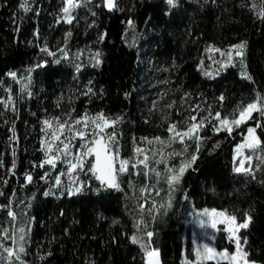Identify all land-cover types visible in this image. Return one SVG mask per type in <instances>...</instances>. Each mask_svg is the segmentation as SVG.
<instances>
[{
  "label": "trees",
  "instance_id": "16d2710c",
  "mask_svg": "<svg viewBox=\"0 0 264 264\" xmlns=\"http://www.w3.org/2000/svg\"><path fill=\"white\" fill-rule=\"evenodd\" d=\"M22 2L0 0V224L10 234L24 221L25 252L17 264H144L145 244L159 249L160 264H183L184 253L191 254L180 208L191 207L226 211L237 222L249 213L252 222L239 235L242 241L247 238L243 245L249 258L264 264V162L245 173L234 170L233 159L249 126L256 127L264 148L259 112L231 135L214 132L213 123H206L198 153L195 140L166 148L168 158L190 160L196 154L198 159L173 186L176 205L157 216L147 210L150 202L142 189L148 179L142 167L136 174L120 175L119 189L87 173V184L70 196L63 184L56 195L47 192L60 164L39 166L44 159L42 120L52 112L67 120L83 113L119 117L109 131L132 162L131 151L142 137H166L169 124H179L185 96L201 104V114L208 110L222 117L251 103L264 90V0H177L174 7L166 0H117L111 13L103 0H82L70 23L61 20L64 0H27V11ZM242 42L251 79L242 77L237 65L214 76L199 65L208 46L224 49ZM88 50L100 53L98 65L87 58ZM145 54L164 76V97L154 108L141 92ZM10 72L29 78L13 108L5 101L7 91L16 87ZM159 182L165 187L164 176ZM146 232L154 233L150 243ZM133 236L137 241L143 237L144 245L133 243ZM213 243L229 252L236 247L222 226Z\"/></svg>",
  "mask_w": 264,
  "mask_h": 264
},
{
  "label": "rangeland",
  "instance_id": "374dc122",
  "mask_svg": "<svg viewBox=\"0 0 264 264\" xmlns=\"http://www.w3.org/2000/svg\"><path fill=\"white\" fill-rule=\"evenodd\" d=\"M78 7L70 11V15L72 16V19H73V11H75ZM61 20L66 23H69L67 22V18L64 16L63 12H62ZM210 46H212L213 48L220 49V52L205 50V55L199 58L198 63L200 66L203 65V70L205 71L206 74L210 76H214V75L219 74L221 70H223L229 65H237L240 68L239 70L240 75L242 77H245L242 74L246 71L245 63H244V55L241 58V57H236L233 53L231 63H229V58L227 56V50L231 48V46L224 48V49L214 46V45H210ZM208 48L209 46L207 47V49ZM143 50H146V48L144 49L143 47ZM221 52H224L225 55L222 56ZM94 57H95V53H93L91 50H88L87 58L95 59ZM222 63L227 66L221 67ZM140 64L143 69L141 73L142 97L145 101H149L150 106L154 108L157 105L156 103L159 102L162 97H164V93H165L162 87L163 82H164V79H163L164 76L162 75V67L158 68L157 66H155L147 54L142 56V58L140 59ZM12 78L14 79V82L16 83V87L14 89H9L7 91L5 101H6V105L8 108H13L14 103L16 102L18 98L17 97L19 95L18 93L26 90L27 85L29 83V80H28L29 78L25 75H21V76L16 75L15 77H12ZM260 95L264 96V90ZM181 104L182 106L180 107L178 111L181 114V120L179 119L180 122L178 126H180L181 128H184L187 126L186 122H189V117L191 116H196L197 122H199L203 118H207L205 120V124L208 122H211L213 123V125H216L217 127L219 126V122L214 119L216 113L210 114L209 111L207 110L206 113L201 114V112H203V107L201 106L200 103L194 102L191 104L189 102V98L185 96ZM56 114L57 112H52L48 114L42 120V135L40 138V143L41 141H51V133L55 129L58 121L59 122L69 121L71 123L84 116L94 117L98 113H95V114L83 113L81 116L75 117L70 120L64 119L62 118L61 115H56ZM57 118H58V121H57ZM45 120L51 121L53 123V127L47 128L45 124L43 123ZM109 128H112V126H110ZM109 128L106 129V134L113 133L111 130L109 131ZM249 128H255V136L261 142V139L258 136L256 127L249 126L246 130V133L243 135V138L240 141H238V143L234 147L233 159H234V167L236 168L239 166L238 164L239 160L244 159L247 156H251L252 160L250 162L245 159V166L250 167L252 171L254 169H257L264 162V148H261L260 144L255 149L243 148L241 149V154L237 155V146L243 144L246 138L251 139L248 133ZM80 130H83L85 132L86 134L85 138L81 139L79 137H75L73 139L72 136L74 132L80 131ZM93 131H94V126L90 122L88 123V126L86 128H85L84 123L82 122L81 124H73V132H69L67 129L64 130L62 140L65 143H68L70 140L71 146H70L69 151L71 155L66 158L63 155V153H61L59 156V159L56 160L55 165L60 164V168H59V172L56 173L51 179L52 183L49 186L50 189L47 191L48 193L56 195L58 193L56 190H58L59 184L65 185L67 188V192L70 189L73 192H75V189L78 187L81 188L84 182L87 184V180H85L87 173H90L95 177V175L92 172L87 171V168L91 167V161H93L92 155H89L85 158V169L84 170H76L73 173H69L68 172L69 165L67 163V160H72L73 157L78 152L86 151V149L81 148V145L85 143L89 144V146L91 145V140L93 139V136H92ZM156 137H160V136H156ZM156 137H142L139 143L131 151L133 155V161L130 163H136L137 160H143L144 157L147 156L149 157V161H148L149 167L146 168L144 165H137L135 169L130 168V171L133 174H136L141 170L140 168L142 167V170L144 171V175L145 173H147V175L145 176L148 179V184L142 189V193L144 194L145 200L146 201L148 200L150 202V205L147 206L148 212H152L154 215L157 216L160 212L161 214L167 213L172 208L173 205H176L177 191L173 189V187H170L169 184L167 183L166 176L169 174L167 169L170 167L178 168L181 161L187 158H180L179 160L178 159L176 160L174 157L168 158L167 155H165V150L168 147H166L165 144H161L160 142L156 141L155 139ZM160 138L166 143H168L170 142V133L168 132V135L166 137H160ZM62 147H63L62 143L53 142V150L50 154L56 155V149L62 148ZM41 148H42L44 159H45V152L47 151V148L45 145H42V143H41ZM136 148H140L142 151L140 153H136L135 152ZM119 157L120 159L128 160L125 156L121 154L120 151H119ZM117 167H119V160H117ZM150 169H154L155 171H151ZM157 173H159V176H157ZM123 174H120V175H123ZM162 176H164L165 187H162V183L160 184L159 182ZM49 177L50 176H47L46 178L49 179ZM57 177L60 178L59 183H57ZM169 202L171 203L170 208L168 207ZM203 209H207V208L199 209V208L191 207L190 209H187V210H183L182 208H180V212L183 217V222L185 224L184 228L186 231L184 238L186 242H188V246H189L188 252L191 254V255H188L187 253H184L183 264H185V262H190V264H196L195 250L199 246L208 244L210 247H213L216 249L213 243V239H214V235L217 232V230H213L211 228H201L199 226L198 214L201 213ZM199 218L208 219V217H205V216H201ZM23 222H24L23 219L19 220V222L16 223L14 230L11 231L10 234L8 233L7 225L4 226L3 221L0 224V227H1L0 228V261H3L6 264H17L18 260H16L15 256L11 260L3 259V257L7 256V254L3 251V248L11 247L18 252V247L23 246L24 243L26 242L27 229H25L24 226L22 225ZM219 226H222L223 230L229 227V225L227 224H218L217 229ZM21 236H23V240L20 239ZM5 237H8V238H5ZM144 241L145 239L143 237H139L138 239L139 245H144L145 243ZM242 247L244 248L243 243H242ZM235 250H236V247H235ZM18 254L20 256V253ZM213 261L217 263L222 262V261H226L230 263L228 260H223V259H220L219 257H217ZM144 264H146V258H145Z\"/></svg>",
  "mask_w": 264,
  "mask_h": 264
},
{
  "label": "snow or ice",
  "instance_id": "6c2138e0",
  "mask_svg": "<svg viewBox=\"0 0 264 264\" xmlns=\"http://www.w3.org/2000/svg\"><path fill=\"white\" fill-rule=\"evenodd\" d=\"M82 0H64L65 6L62 8V12L64 16L67 18V22H71L72 16L70 15V11L78 6ZM167 4L170 6L176 5V0H166ZM104 6L109 10L115 9L117 7V0H103ZM25 11L28 10L27 0H23L20 5ZM264 15V13H261ZM129 26L132 25V21H128ZM101 40H103V36H101ZM245 44L242 42L237 45L231 46L227 50V56L229 58V63H231V59L233 53L236 57H243ZM207 51H216L220 52V49L213 48L209 46ZM42 51H47V48L42 49ZM50 55L52 53H49ZM67 55V53H65ZM221 55H225L224 52H221ZM100 53H95L96 64L100 63L99 60ZM242 62V60H241ZM227 65L221 64V67H226ZM246 78L251 79L245 71L242 73ZM9 76L15 77L16 73L10 72ZM91 92V88L88 89ZM221 100L224 99L222 95L220 97ZM172 105H168L171 107ZM254 112H260L264 115V96L257 94L256 98L245 106H241L238 108L236 114L229 116H221V113L217 112L215 114L214 119L219 122V126L213 125L214 132L227 131L230 135L233 131L234 127H239L244 124L246 121L253 118ZM120 118L116 117L115 119H111L103 113H98L94 117L84 116L78 120L73 122L63 121L59 122L57 118V124L55 129L51 133V141H41L42 145H45L47 151L45 152V159L39 165L43 167L44 164L51 165L55 167L56 160L59 159L61 153L67 158L71 155L69 149L71 146L70 140L68 143H65L62 140L63 132L67 129L69 132H73V124H81L82 122L85 125V128L88 126L90 122L94 126V131L92 132L93 139L91 140V145L85 143L81 145L82 149H86V151L78 152L72 160H67L69 165L68 172L73 173L76 170H84L85 169V158L89 155H94L95 159L91 161V167L87 168V171L92 172L95 175V178L101 182L102 185H106L109 188H120V184L118 182V177L120 174L129 173L130 168L135 169L137 165H144L146 168L149 167L148 161L149 157L145 156L143 160H137L136 163H130V160L120 159L119 157V148L116 147L115 133L106 134V129L112 125H115ZM207 118L201 119L197 122L196 116L189 117V122H186L187 126L181 128L178 124L173 123L168 127V132L170 133V142L166 143L160 137H156V141L161 144H165L166 147H171L172 143L179 142L180 144H185L186 140H195L196 141V152L200 151L201 142L205 139V137L199 134L200 129L205 126V120ZM47 128H52L53 123L49 120H45L43 122ZM258 127L260 125H257ZM59 132V134H58ZM249 137L251 139L245 140V142L241 145L237 146V155L241 154V149L250 148L255 149L261 142L255 136V128L248 129ZM85 132L83 130L75 131L72 138L79 137L81 139L85 138ZM53 142H60L63 144L62 148L56 149V155H51L50 153L53 150ZM142 150L140 148H136L135 152L140 153ZM163 151V150H161ZM185 151L187 148L185 147ZM171 155H177L176 152H172ZM179 155H183V153H179ZM198 156L193 154L190 160H182L178 168H168V175L166 176L167 183L170 187L179 184L181 178L184 173L192 167V165L196 162ZM245 159L249 162L252 160L251 156H247L244 159L238 161L239 166L234 170L236 172H245L248 173L251 171L250 167L245 166ZM74 160V162H73ZM117 160H119V167H117ZM13 167H15V161H13ZM151 171H155L154 169H150ZM47 175V173L45 174ZM147 175V173H145ZM159 176V173H157ZM43 178V177H42ZM26 180L28 182L32 181L31 174L26 175ZM60 182V178L57 177V183ZM81 188H76L75 192L71 189L68 191V195H74L79 193ZM143 208V205H141ZM168 207H171V203H168ZM9 216H14V213L9 210ZM205 216L208 219H201L199 217ZM198 222L201 228H211L213 230H217L218 224H227L229 227L224 229L229 234V240L235 242L236 250L234 252H229L228 249H224L222 251H218L217 249L210 247L208 244H204L202 246L197 247L195 250L196 255V264H202L204 260H214L217 257L223 260H228L230 264H255V261L249 258V252L244 250L242 247V243H247V238L244 237L243 241L241 240V236L239 235L241 229L249 228L252 222V216L249 213H245L243 222H237V217L235 215H231L226 211H218L216 209H203L201 213L198 214ZM23 231V230H21ZM154 235L153 232H146V236L149 238V243L151 242V237ZM8 238V237H5ZM23 240V236L20 237ZM132 242L137 243V238L135 236L132 237ZM146 264H160L159 261V249L152 248L149 249L147 244L144 246ZM202 249V250H201ZM3 251L7 254L3 259L11 260L14 256L16 260H20V256L18 253L25 252V248L23 246L18 247V252L11 247H4ZM23 264V262H22ZM185 264H190V262H185Z\"/></svg>",
  "mask_w": 264,
  "mask_h": 264
},
{
  "label": "water",
  "instance_id": "95a60500",
  "mask_svg": "<svg viewBox=\"0 0 264 264\" xmlns=\"http://www.w3.org/2000/svg\"><path fill=\"white\" fill-rule=\"evenodd\" d=\"M103 5H104V3H103ZM104 8H105V10H106L107 12H110V13L113 12V11L116 9V8H115V9L109 10V9H108L107 7H105V6H104ZM92 156H93V160H94L95 157H94V155H92Z\"/></svg>",
  "mask_w": 264,
  "mask_h": 264
},
{
  "label": "crops",
  "instance_id": "0c3cea01",
  "mask_svg": "<svg viewBox=\"0 0 264 264\" xmlns=\"http://www.w3.org/2000/svg\"><path fill=\"white\" fill-rule=\"evenodd\" d=\"M208 209V208H207ZM217 210V209H216ZM218 211H222V210H218ZM222 250H224V249H222ZM222 250H220V251H222ZM207 261V260H206Z\"/></svg>",
  "mask_w": 264,
  "mask_h": 264
}]
</instances>
